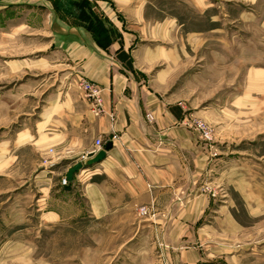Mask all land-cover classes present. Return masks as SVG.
<instances>
[{"label":"crops","instance_id":"1","mask_svg":"<svg viewBox=\"0 0 264 264\" xmlns=\"http://www.w3.org/2000/svg\"><path fill=\"white\" fill-rule=\"evenodd\" d=\"M151 8L153 0H0L1 16L21 18V35L48 39L40 50L53 52L38 64L71 77L48 94L33 128V151L55 167L33 179L46 182L36 190L38 224H93L100 242L111 228L112 264H226L219 254L207 261L197 244L211 201L201 183L208 145L183 105L166 97L167 74L150 75L163 61L176 65L167 45L181 26L153 18ZM80 80L98 87L103 114H94ZM96 138L101 150L111 143L104 159L62 186L71 167L100 151L91 154Z\"/></svg>","mask_w":264,"mask_h":264},{"label":"rangeland","instance_id":"2","mask_svg":"<svg viewBox=\"0 0 264 264\" xmlns=\"http://www.w3.org/2000/svg\"><path fill=\"white\" fill-rule=\"evenodd\" d=\"M198 2L153 0V18L181 27L167 45L176 65L163 61L150 75L171 79L166 97L183 105L211 153L197 241L207 261L219 254L226 264H264V0ZM15 17L0 15V264H112L111 228L98 242L93 224H38L36 190L46 182L33 179L55 167L33 151V128L48 94L71 77L38 64L53 52L40 50L48 39L21 35Z\"/></svg>","mask_w":264,"mask_h":264},{"label":"built area","instance_id":"3","mask_svg":"<svg viewBox=\"0 0 264 264\" xmlns=\"http://www.w3.org/2000/svg\"><path fill=\"white\" fill-rule=\"evenodd\" d=\"M79 86H80V88L84 94V97L89 101L94 114L97 116L103 114L102 102H101V98L99 96L98 87L95 84H93L89 81H86V80H80ZM147 119L151 120L152 118L150 115H147ZM94 144H95V148L92 150L91 154H94L98 150H101L104 146V143L99 138L95 139ZM84 160H86V159L83 157L82 162ZM45 163H47L49 165L51 164V160L49 157L45 159ZM60 183L62 186H66L68 184V180L66 179V177H63L60 180ZM141 212L144 213V210L141 209Z\"/></svg>","mask_w":264,"mask_h":264},{"label":"water","instance_id":"4","mask_svg":"<svg viewBox=\"0 0 264 264\" xmlns=\"http://www.w3.org/2000/svg\"><path fill=\"white\" fill-rule=\"evenodd\" d=\"M110 148H111V143L109 142L108 144H106V146H105V148L103 150L98 151L97 154H95V156H93L92 158L84 160L82 163L79 162V163L75 164L73 167H71L68 170V172L66 174V179L69 182L72 181L73 175L76 172H79L82 169H84V168H86L88 166H91V165L103 160L104 157H105L106 151L109 150Z\"/></svg>","mask_w":264,"mask_h":264},{"label":"trees","instance_id":"5","mask_svg":"<svg viewBox=\"0 0 264 264\" xmlns=\"http://www.w3.org/2000/svg\"><path fill=\"white\" fill-rule=\"evenodd\" d=\"M91 9V8H90ZM89 11H91V10H89Z\"/></svg>","mask_w":264,"mask_h":264}]
</instances>
